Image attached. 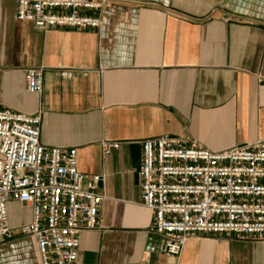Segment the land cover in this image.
Listing matches in <instances>:
<instances>
[{
  "label": "crops",
  "instance_id": "1",
  "mask_svg": "<svg viewBox=\"0 0 264 264\" xmlns=\"http://www.w3.org/2000/svg\"><path fill=\"white\" fill-rule=\"evenodd\" d=\"M102 22L43 31L0 0V109H42L40 142L76 148L79 170L104 176L77 264H264L262 243L216 235L164 255L140 175L143 141L162 135L212 152L264 139V0H109ZM31 68L41 94L26 91ZM7 212L14 230L31 222L29 206ZM0 264H41L35 239L1 243Z\"/></svg>",
  "mask_w": 264,
  "mask_h": 264
},
{
  "label": "built area",
  "instance_id": "2",
  "mask_svg": "<svg viewBox=\"0 0 264 264\" xmlns=\"http://www.w3.org/2000/svg\"><path fill=\"white\" fill-rule=\"evenodd\" d=\"M107 1L16 0V20L43 31L99 32ZM25 84L27 93L41 94L43 71L27 69ZM41 119L42 109H0V244L32 237L41 264H77L81 233L98 227L104 176L83 174L76 148L43 145ZM140 175L142 205L167 257L179 258L199 236L264 245V139L212 152L162 135L143 141ZM9 201L29 206L31 222L12 229Z\"/></svg>",
  "mask_w": 264,
  "mask_h": 264
}]
</instances>
